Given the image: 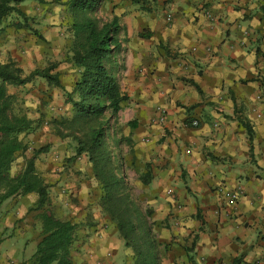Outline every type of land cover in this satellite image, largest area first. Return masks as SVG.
<instances>
[{
    "label": "crops",
    "instance_id": "obj_1",
    "mask_svg": "<svg viewBox=\"0 0 264 264\" xmlns=\"http://www.w3.org/2000/svg\"><path fill=\"white\" fill-rule=\"evenodd\" d=\"M27 2L48 20L69 14L66 0ZM109 2L120 46L108 67L126 95L118 124L134 149L120 171L136 176L162 227L157 264H264V0ZM69 77L62 69L63 88L37 89L47 114L68 110ZM48 141L35 167L56 214L77 224L73 262L133 264L98 202L88 157H69L68 139ZM222 189H238L237 202Z\"/></svg>",
    "mask_w": 264,
    "mask_h": 264
},
{
    "label": "trees",
    "instance_id": "obj_2",
    "mask_svg": "<svg viewBox=\"0 0 264 264\" xmlns=\"http://www.w3.org/2000/svg\"><path fill=\"white\" fill-rule=\"evenodd\" d=\"M26 0H0V23L11 11L25 17L19 5ZM137 3L139 0H131ZM101 0H66L71 17L73 39L69 47L70 63L76 68L78 78L70 91L65 90V102L70 103L72 115L60 120L59 136H69L76 141L77 153L85 152L91 163L93 178L101 189L100 206L115 224L127 247L133 249V264H157L153 239L146 233L138 238L141 216L130 198L120 173L121 163L114 161L113 150L108 143L107 130L111 120L117 122L121 103L126 95L120 90L117 78L108 62L120 46L119 22H97L89 14ZM39 76L50 86L63 88L58 72L50 69H34L26 76L13 62L0 63V205L11 197L36 195L30 210L40 224V233L30 264H75L71 250L76 238L77 224L71 219L58 216L50 201L48 183L37 172L36 155L44 150H33L24 166L12 172V163L25 143L20 133L32 130V121L25 116L11 113L12 96L7 93V84L23 85ZM106 113L109 115L106 117ZM131 126L134 121L128 122ZM251 130L248 129L249 137ZM120 162V161H118ZM124 177V178H123Z\"/></svg>",
    "mask_w": 264,
    "mask_h": 264
},
{
    "label": "rangeland",
    "instance_id": "obj_3",
    "mask_svg": "<svg viewBox=\"0 0 264 264\" xmlns=\"http://www.w3.org/2000/svg\"><path fill=\"white\" fill-rule=\"evenodd\" d=\"M27 1L30 0H26L19 5L25 17L15 11H11L0 23V39L5 41L4 44L0 45V63L13 62L20 67L23 76L28 75L34 69H50L51 72H58V74L63 69L65 73L68 72L70 74L68 81L70 83L69 86L72 88L73 82L78 78L76 68L70 63L69 59L71 56L69 47L73 39L70 28L72 16L67 14L64 17L48 20L39 14L36 9H34L35 13H32L31 9L37 7L40 4L39 2L32 5V3L27 4L29 3ZM89 14L95 17L100 24L111 20L112 11L109 0H101L99 5L93 11H90ZM119 20L118 17V22ZM43 26L47 29L43 28ZM49 29H55L53 37L56 36L55 38L56 40L58 39L57 41H59L60 45L56 44L54 38L51 40V30ZM43 81L45 80L36 76L23 85L7 84L6 86L7 90L13 89V93H11L13 97L11 113L27 117L32 121L31 127H33L32 130L20 133L26 148L24 151L17 153L12 163L13 172L21 169L26 160L32 156L33 150L39 147H44V150L36 155L35 162L37 159L43 162L44 158L42 157L47 153L48 139H53L54 136L60 139H68L70 153H72L69 157L86 155L85 152L77 153L76 141L73 138L59 136L56 133L57 130L63 127L60 120L71 117V105L67 103L69 105L68 110H64L61 114H47L43 104L44 101H42V98L37 97V91L44 92L43 90L46 88ZM33 90L35 91L32 92ZM108 115L106 113V117ZM118 118L116 123L113 120L110 121L111 126H115H113V131L107 130L106 139L113 150L114 161L116 160V164H122V159L129 155L130 152L133 154L134 149L131 144H128V137L123 136L122 126L118 124ZM45 126L50 128L47 129ZM116 130H118V134H116ZM45 133H48V136L44 135ZM42 136L44 137L42 138ZM123 138L124 145L120 147L118 142ZM124 183L129 191L130 198L141 212V216L136 221L141 224L138 238L141 239L142 235L149 233L153 239L156 253H161L162 245L164 244V242H159L163 235L160 229L162 227L154 225L151 208L142 202L141 185H137L136 176H133L130 180L124 178ZM34 200L35 198L33 199V197L29 196L11 197L4 204H1L0 264H30V258L35 250L40 233L39 221L34 216L35 212L30 210ZM116 233L120 236L118 231ZM124 246L126 245L124 244ZM128 248L133 251L131 247Z\"/></svg>",
    "mask_w": 264,
    "mask_h": 264
},
{
    "label": "built area",
    "instance_id": "obj_4",
    "mask_svg": "<svg viewBox=\"0 0 264 264\" xmlns=\"http://www.w3.org/2000/svg\"><path fill=\"white\" fill-rule=\"evenodd\" d=\"M163 110L160 112V117L158 118V120H162L163 116H162ZM192 125H196L197 122L196 121H192L191 123ZM224 198L226 199L227 202H229L230 204L236 203L237 200L240 197V192L238 191V189L234 190V191H230V190H221Z\"/></svg>",
    "mask_w": 264,
    "mask_h": 264
}]
</instances>
